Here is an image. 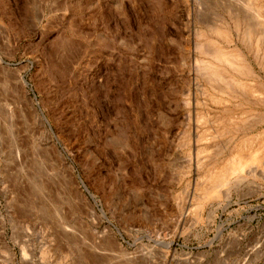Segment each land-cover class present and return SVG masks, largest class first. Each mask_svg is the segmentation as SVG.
<instances>
[{
	"label": "rangeland",
	"instance_id": "1",
	"mask_svg": "<svg viewBox=\"0 0 264 264\" xmlns=\"http://www.w3.org/2000/svg\"><path fill=\"white\" fill-rule=\"evenodd\" d=\"M253 1L0 0V264H264V195L194 209L181 147Z\"/></svg>",
	"mask_w": 264,
	"mask_h": 264
},
{
	"label": "bare ground",
	"instance_id": "2",
	"mask_svg": "<svg viewBox=\"0 0 264 264\" xmlns=\"http://www.w3.org/2000/svg\"><path fill=\"white\" fill-rule=\"evenodd\" d=\"M254 3L253 11L264 24V0ZM242 42L244 49L218 53L222 65L213 79L219 88L207 94L215 109H201L192 96L186 100L190 130L181 145L188 144L183 152L190 158L189 171L199 174L194 209H231L236 204L253 209L249 199L264 195V57ZM174 202L181 204L182 196L175 194Z\"/></svg>",
	"mask_w": 264,
	"mask_h": 264
},
{
	"label": "water",
	"instance_id": "3",
	"mask_svg": "<svg viewBox=\"0 0 264 264\" xmlns=\"http://www.w3.org/2000/svg\"><path fill=\"white\" fill-rule=\"evenodd\" d=\"M82 185H83V183H81ZM83 189L85 190V191H87V189H86V187L83 185ZM88 198L92 201V202H94V197L90 194V193H88Z\"/></svg>",
	"mask_w": 264,
	"mask_h": 264
}]
</instances>
